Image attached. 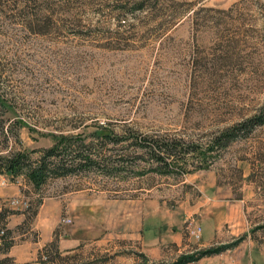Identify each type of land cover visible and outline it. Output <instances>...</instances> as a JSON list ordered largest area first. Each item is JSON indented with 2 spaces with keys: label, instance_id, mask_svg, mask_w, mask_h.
<instances>
[{
  "label": "rangeland",
  "instance_id": "rangeland-1",
  "mask_svg": "<svg viewBox=\"0 0 264 264\" xmlns=\"http://www.w3.org/2000/svg\"><path fill=\"white\" fill-rule=\"evenodd\" d=\"M0 96V154L35 162L57 146L58 161L73 171L36 192L24 172L0 174V188L26 187L20 198L0 199V209L15 213L5 228L0 223L1 246L6 236L19 246L51 230L57 249L45 264H120V252L140 264L136 238L104 235L59 252L58 236L72 224L58 214L59 197H96L105 205L97 228L111 233L109 203L157 199L164 215L174 214L186 191L175 185L206 170L235 187L249 173L259 189L246 232L264 243V125L226 146L213 143L229 126L264 113V0H0ZM39 200L49 201L43 208L53 206L54 217L17 220ZM183 231L200 240L192 218Z\"/></svg>",
  "mask_w": 264,
  "mask_h": 264
},
{
  "label": "crops",
  "instance_id": "crops-1",
  "mask_svg": "<svg viewBox=\"0 0 264 264\" xmlns=\"http://www.w3.org/2000/svg\"><path fill=\"white\" fill-rule=\"evenodd\" d=\"M248 175L249 173H244L241 183L235 187L230 181H222L212 170L187 174L184 180L175 185L177 188L185 185L186 191L174 214L164 215L162 210L166 211L165 205L158 203L154 198L146 203L134 200L114 203L115 205L109 203L108 206L114 208L115 216L108 223L114 224L115 229L111 233L99 231L97 228L98 210L104 209L105 205H98L96 197H86L81 191L73 193L74 195L64 193L59 197L58 214L60 213V217L71 219L72 224L69 225V230L62 231V235L58 236L59 252L74 249L82 242L98 240L104 235L123 240L136 238L139 241L136 253L139 257H144L142 261L145 260L146 264H158L174 261L181 254L224 243L245 232L243 241L233 248L187 264H264V243H256L246 232L249 212L253 209V202L257 200L255 193L259 189L247 178ZM2 186V200L20 198L26 188L25 185L12 182ZM47 201L44 200L38 208L36 223L41 215L52 213L54 217L57 212L53 206L43 208ZM260 202L264 203L262 198ZM23 216L20 214L17 220H22ZM188 218H192L201 227L200 240L197 242L186 238L184 234L183 223ZM101 222H106L103 217ZM103 225L106 227V223ZM32 226L36 228L35 224ZM52 236L50 230L44 235H39L35 242L24 239L21 245L12 246L7 256L12 258L15 264H35L33 261L39 252L38 249L51 242ZM116 257L120 264L138 263L136 258L123 252L118 253Z\"/></svg>",
  "mask_w": 264,
  "mask_h": 264
},
{
  "label": "trees",
  "instance_id": "trees-1",
  "mask_svg": "<svg viewBox=\"0 0 264 264\" xmlns=\"http://www.w3.org/2000/svg\"><path fill=\"white\" fill-rule=\"evenodd\" d=\"M192 5V4H191ZM139 10H143L142 5L139 6ZM192 9H187L183 11V13L179 14L176 13L175 15L171 16L170 22H178L181 18ZM0 104L5 106L4 101L0 96ZM264 125V113L259 112L258 114H254L251 116H247L241 122L235 123L229 126L227 129L222 131L219 136H217L214 140V144H224L223 146L228 145L230 142L235 140L238 136L240 137H247L249 136L257 127ZM59 149L57 146L52 147L48 150H44L43 154L39 159L35 162H31L30 159L25 154H8V155H1L0 154V174H6L11 179L21 175L24 172V177L26 178V185H30L33 192L39 191L41 186L49 179V178H59L65 177L69 174H72V165H68L59 160ZM156 160H161L160 157H157ZM29 186V187H30ZM24 193V191H23ZM42 199V198H41ZM40 199V200H41ZM40 200L33 206L31 203L28 204L27 209L21 211V214L25 216L24 222L27 220L31 222L32 219L35 218L38 208L40 207ZM40 204V205H39ZM33 207V208H32ZM14 212L8 211L7 209H0V223L5 228L7 225L8 217ZM8 234V233H7ZM3 245L0 247V253L3 254L5 257L0 259V264H14L12 258L7 256L8 251L14 245L11 240H8V237H3ZM241 239H238L231 244L221 245L219 247L210 248L202 251H197L193 255H183L180 259L174 264H187L191 262L198 261L199 259L210 256L213 254H218L224 252L228 249L233 248L236 246ZM55 240H52L50 243L45 245L39 252H38V260L37 264H45L49 262V249L50 251L53 249H57ZM56 252H58L56 250ZM58 255V253H56ZM59 256V255H58ZM45 259V261H43ZM145 261V260H144ZM140 264H145L142 262Z\"/></svg>",
  "mask_w": 264,
  "mask_h": 264
},
{
  "label": "built area",
  "instance_id": "built-area-1",
  "mask_svg": "<svg viewBox=\"0 0 264 264\" xmlns=\"http://www.w3.org/2000/svg\"><path fill=\"white\" fill-rule=\"evenodd\" d=\"M12 204L16 205L18 203L13 200ZM63 222L68 224V223H70V220L68 218H65V219H63ZM199 231H200L199 228H194V229H191L190 233L196 235V238H198L199 237ZM2 234H3V231L1 232V235ZM0 246H1V242H0Z\"/></svg>",
  "mask_w": 264,
  "mask_h": 264
}]
</instances>
